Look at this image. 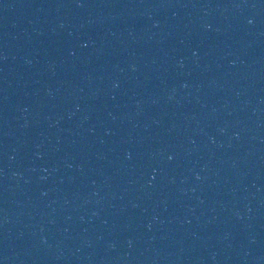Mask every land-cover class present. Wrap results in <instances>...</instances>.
<instances>
[{
  "label": "water",
  "instance_id": "95a60500",
  "mask_svg": "<svg viewBox=\"0 0 264 264\" xmlns=\"http://www.w3.org/2000/svg\"><path fill=\"white\" fill-rule=\"evenodd\" d=\"M0 264H264V0H0Z\"/></svg>",
  "mask_w": 264,
  "mask_h": 264
}]
</instances>
